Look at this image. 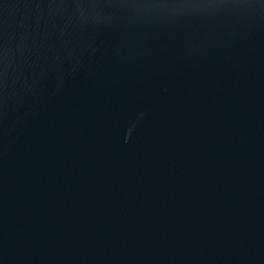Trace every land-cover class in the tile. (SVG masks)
Segmentation results:
<instances>
[{
	"label": "water",
	"instance_id": "water-1",
	"mask_svg": "<svg viewBox=\"0 0 264 264\" xmlns=\"http://www.w3.org/2000/svg\"><path fill=\"white\" fill-rule=\"evenodd\" d=\"M0 264H264V0H0Z\"/></svg>",
	"mask_w": 264,
	"mask_h": 264
}]
</instances>
